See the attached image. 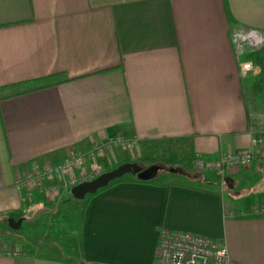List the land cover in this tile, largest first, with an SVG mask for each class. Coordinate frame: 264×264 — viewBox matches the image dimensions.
<instances>
[{"label":"crops","instance_id":"crops-1","mask_svg":"<svg viewBox=\"0 0 264 264\" xmlns=\"http://www.w3.org/2000/svg\"><path fill=\"white\" fill-rule=\"evenodd\" d=\"M245 28L264 34V0H0V220L40 229L1 244L0 264H155L166 228L223 242L233 264H264V216L251 214L264 208V161L125 177L83 203L76 227L40 216L70 191L36 189L23 205L14 186L26 168L116 136L143 150L178 140L192 158L249 150L264 125V45L241 72L230 34ZM132 152L86 164L112 169ZM44 223L64 246L41 245Z\"/></svg>","mask_w":264,"mask_h":264},{"label":"built area","instance_id":"built-area-1","mask_svg":"<svg viewBox=\"0 0 264 264\" xmlns=\"http://www.w3.org/2000/svg\"><path fill=\"white\" fill-rule=\"evenodd\" d=\"M240 71L247 73L253 68L250 60H243L246 51L257 50L264 45V34L254 28L234 29L230 34ZM249 150L226 152L209 158L195 155L193 164L199 171H217L221 174L228 170L247 167L254 160L264 161V125L250 139ZM134 143L120 136L100 140L84 149H73L63 156L58 163H47L26 168L15 179V188L20 193L21 203L28 202L33 192L38 189L46 197H55L62 193L61 189L70 191L77 183L98 176L100 170L88 171L83 168L87 158L98 154L113 152L114 148L123 144ZM92 175V176H91ZM58 179V185L44 186L48 181ZM253 216H264V208H256ZM155 264H233L229 258L228 248L221 241L209 236L184 231L161 229L157 244ZM1 254V252H0Z\"/></svg>","mask_w":264,"mask_h":264},{"label":"rangeland","instance_id":"rangeland-1","mask_svg":"<svg viewBox=\"0 0 264 264\" xmlns=\"http://www.w3.org/2000/svg\"><path fill=\"white\" fill-rule=\"evenodd\" d=\"M133 141L134 143L123 144L122 146L120 145L114 148L113 152L105 153V155L103 156L110 157L112 154V156L115 157L118 154L117 151H119L120 149H124V148L131 149L133 152L131 153L132 157L130 159L134 164L136 165L138 164L142 168H147L150 167L151 165H155L159 167L156 176L153 178L154 180L159 182H164L165 180L168 179L178 178L176 177L177 175L175 169L177 168H179V170L184 169L188 165L189 159L187 158L188 156L187 150L183 145H181L180 141L178 140H174V141L161 140V141L151 142V144H149L150 145L149 147H145L146 148L145 150H143L141 146H137L135 140ZM87 159L83 163L84 164L83 168L85 170L88 171L91 170L93 172L96 170H100V173H102L113 169L104 166L103 164L101 165L100 163L94 164L93 166L88 168L86 164ZM113 166L117 167L119 165L114 164ZM95 177L97 176H93L90 179ZM125 177H136V176L130 173H125V175L122 178ZM88 197L89 195L87 194V196L84 199H76V198L74 199L71 193H66L62 196V198L58 202H54L56 204H54L53 202L48 203V206L46 207L47 208L46 213H42L40 215L42 217L41 219H44L45 221L48 215L53 213L54 215L65 218L66 221L68 222L72 221V226L76 227V225H78V223L82 219V205L84 202L88 200ZM27 225L28 224L25 223L22 226H19L18 228L11 229L8 226V222L0 220V245L4 243H8L11 239L24 240L26 234L32 235L36 231H37L36 233H39L40 230L39 227L34 230L31 228L30 230V228H28ZM45 229H47V224L44 223L43 232L46 235H43V237H41L43 241L40 242L43 247H47L50 245H55L58 247L64 246V242H63L64 234H65L64 231L62 233L60 232L61 235V239H60L59 236L55 237V235L52 232L49 233V231H46Z\"/></svg>","mask_w":264,"mask_h":264},{"label":"water","instance_id":"water-1","mask_svg":"<svg viewBox=\"0 0 264 264\" xmlns=\"http://www.w3.org/2000/svg\"><path fill=\"white\" fill-rule=\"evenodd\" d=\"M158 169L159 167L155 165H151L147 168H142L138 164L136 165L132 162H124V164H121L113 168L112 170L100 173L95 178L77 183L70 188V193L74 199H84L87 194L91 195L96 193L101 188L106 187L113 180L122 178L125 173L133 174L137 179L143 181H151V179L156 176ZM20 224L21 220H15L13 218L8 219V226L11 229L18 228Z\"/></svg>","mask_w":264,"mask_h":264},{"label":"trees","instance_id":"trees-1","mask_svg":"<svg viewBox=\"0 0 264 264\" xmlns=\"http://www.w3.org/2000/svg\"><path fill=\"white\" fill-rule=\"evenodd\" d=\"M187 149H188V150H191V146H188V145H187ZM187 158L189 159V162H188V163H191L192 160H193L191 152L188 153ZM123 181H124L123 178H119V179H115V180H113V181H112L111 183H109L106 187H103V188H101L99 191H97L96 193L89 195L88 200H89L91 197H93L94 195L100 193V191L106 190V189L112 187L114 184H117V183H119V182H123ZM133 181H134V182H137V183H138V182H140V183H147V184H151V183H153L152 179H151V181H143V180L137 179L136 177L134 178ZM173 184L176 185V184H178V183H173ZM179 185H181V184H179ZM176 186H177V185H176ZM88 200L84 203V208H86V206L88 205ZM251 216H252V215H251ZM256 216H257V215H256Z\"/></svg>","mask_w":264,"mask_h":264}]
</instances>
